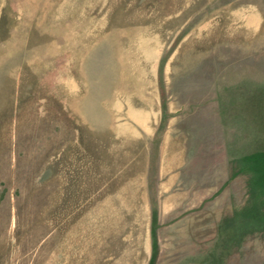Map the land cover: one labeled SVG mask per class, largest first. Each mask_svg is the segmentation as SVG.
<instances>
[{
	"label": "rangeland",
	"instance_id": "obj_1",
	"mask_svg": "<svg viewBox=\"0 0 264 264\" xmlns=\"http://www.w3.org/2000/svg\"><path fill=\"white\" fill-rule=\"evenodd\" d=\"M0 264H264V0H0Z\"/></svg>",
	"mask_w": 264,
	"mask_h": 264
}]
</instances>
